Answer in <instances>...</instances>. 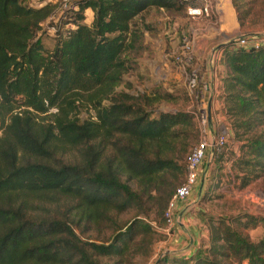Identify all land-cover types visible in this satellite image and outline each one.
I'll return each instance as SVG.
<instances>
[{
    "label": "trees",
    "instance_id": "trees-1",
    "mask_svg": "<svg viewBox=\"0 0 264 264\" xmlns=\"http://www.w3.org/2000/svg\"><path fill=\"white\" fill-rule=\"evenodd\" d=\"M27 1L0 0V264L147 260L155 232L147 216L157 214V226L164 227L174 192L168 177L177 178L176 171L183 179L175 183L183 182L189 151L180 160L198 131L190 112L151 116L144 106L148 97L116 87L131 68L125 52L135 49L142 33L130 27L131 20L150 7L179 5L176 0H75L55 15L53 3ZM243 2L231 0L240 26L247 12L239 7ZM88 9L89 25L83 21ZM49 16L54 43L45 49L38 33ZM216 55L222 67L216 73L220 109L240 141L235 165L245 186L264 175V43L255 48L228 41ZM82 105L90 106L93 119L76 117ZM71 150L76 161L60 159ZM220 154L212 157V171ZM206 176L199 198L214 189L204 185ZM129 208L137 209L138 217L111 228L106 239L76 233L78 227L82 232L111 226V213ZM197 214L203 221L202 211ZM209 220L206 244L198 242L187 256L163 253L152 264H264V215ZM257 225L261 236L250 241L242 230Z\"/></svg>",
    "mask_w": 264,
    "mask_h": 264
},
{
    "label": "rangeland",
    "instance_id": "rangeland-1",
    "mask_svg": "<svg viewBox=\"0 0 264 264\" xmlns=\"http://www.w3.org/2000/svg\"><path fill=\"white\" fill-rule=\"evenodd\" d=\"M28 1L27 4L34 5L30 0ZM214 3L215 5L208 15L195 19L187 17L181 6L170 10L150 7L135 16L130 22V27L142 29L141 37L135 44L134 50L125 52V56L130 59L131 68L122 75V80L116 90L125 91L133 96L148 97L150 100L146 101L144 106L150 111L151 116L158 111L181 109L190 112L194 118V114L200 107H206V92L203 90L201 98L196 100L187 92L185 75L181 71L183 64L180 58L182 41L185 40L191 44L190 57L184 68L185 72H194L197 77V89H201L204 84H209L214 80L219 86L216 73L218 74L220 71L222 73V67L220 64L216 65L213 53L217 54L218 48L222 44L238 35L250 33L264 38V0H244V4H239L240 9H247V12L244 15L243 25L240 26L236 20L233 27L226 25L227 5H230L235 13L231 0H214ZM58 11L56 9L55 15L58 14ZM91 19L92 11L88 9L83 21L89 25ZM48 21L43 22V29L38 33L45 49H50L54 43L51 30H48L51 21L49 23ZM143 25L147 28H143ZM210 75H212V81L208 80ZM154 90L156 92L152 94ZM163 93H168L170 98H162ZM218 93L214 98L213 122L215 124L222 122L221 124L227 128L229 136L219 151L221 158L217 163L218 168L212 171L215 164V162L212 163V158L208 162L204 159L199 167L200 169L208 166L204 185L213 184L214 189L207 196L201 198L193 192L185 204L187 218L184 220L178 217L179 224L173 223L169 228L163 227V225L157 226V223H161V217L159 218L152 212L148 214L147 220L155 229L152 235L151 255L147 260L134 257L128 263L123 264H152L157 256L168 251L178 255H189L196 249L198 242V244L207 243L208 228L211 222L209 219L232 217L242 213L264 215V175L249 181L245 186L240 185L241 181L237 175H243V172L238 171L235 165L240 154V141L231 134L220 109ZM103 102L106 103V101ZM50 111H54V109H50ZM75 115L80 120L93 119V110L90 106L82 105L78 107ZM194 120L198 131L197 139L189 142L187 150L180 160L181 163H183L186 153L190 151L188 149L196 145L203 135L208 137L207 125L202 129L197 125L195 118ZM60 159L76 161L77 152L75 150L66 152L60 156ZM174 172L177 178L173 179L172 176H169L168 181L174 183L173 188L175 189L180 186L175 182L183 179V174ZM130 186L135 187L132 183ZM198 187L199 182L195 184L196 190ZM145 205L148 206L147 203ZM49 209L52 210L51 207ZM58 210H60L58 207L55 208L57 214ZM198 210L202 211L203 221L197 214ZM137 211V209L129 208L118 214L111 213L115 222L111 226L103 225L100 230L83 228L82 232L78 227L76 233L80 234L82 239H106L111 233V228L127 223L134 216L138 217ZM191 230L194 231L193 235ZM242 232L248 236L250 241H256L261 236V227L259 225L248 227ZM187 237L194 240L190 250L189 246L184 248L188 242ZM101 262L102 264H112L111 261L105 259Z\"/></svg>",
    "mask_w": 264,
    "mask_h": 264
},
{
    "label": "built area",
    "instance_id": "built-area-1",
    "mask_svg": "<svg viewBox=\"0 0 264 264\" xmlns=\"http://www.w3.org/2000/svg\"><path fill=\"white\" fill-rule=\"evenodd\" d=\"M74 1L75 0H34L31 2L34 5H43L46 2H50L56 6V9H58L59 12H62L72 7L74 5ZM176 2L182 7L186 16L192 19L208 15L212 7L215 5L214 0H176ZM51 18H53V16H49L45 21H48ZM48 30H51L50 32L52 33L54 28L50 26L48 27ZM230 42L236 45H252L256 48L258 45L264 43V38L254 34H244L234 37L230 40ZM190 50V42L183 40L180 51V58L183 61L181 71L185 75L184 79L188 94L196 100L201 98V94L203 93V90L205 91L207 83L204 84L201 89H197V77L194 72H185L184 68L190 57ZM213 57L215 60L217 59V55H214V53ZM194 115L197 125L203 129L208 123L207 108L205 106L200 107ZM221 123L222 122H218V125L215 124L216 129L213 132L214 135L212 134L213 136L211 135L210 138H206V136L203 135L202 138L198 140L196 145H194L187 153L184 161V180L179 187L174 189L173 195L167 203V207L163 213L164 227L169 228L174 222L171 213L174 201L185 200L190 196L195 181L197 180L199 167L202 164V161L206 159L208 162V160L213 157L214 153H218L223 148L229 133L227 128ZM198 195L199 193H197V197Z\"/></svg>",
    "mask_w": 264,
    "mask_h": 264
},
{
    "label": "crops",
    "instance_id": "crops-1",
    "mask_svg": "<svg viewBox=\"0 0 264 264\" xmlns=\"http://www.w3.org/2000/svg\"><path fill=\"white\" fill-rule=\"evenodd\" d=\"M227 7H226L227 8V10H226V14H227L226 15L227 16L226 17L227 18L226 19V21H227L226 25H228L229 27H233L236 24L235 13L232 10V8L230 7V5L229 6L227 5ZM211 76L212 75H210V77L208 78L209 81H212L211 80ZM217 86H218V84L216 85V82L214 80V82H211V83L209 82V84L207 83V87L205 89V92H206V108L207 107L209 108V122L207 123L208 137L210 135H212L213 132L215 131V128H214L215 127L214 126L215 123L213 122V108H214V105H215L214 98H215L216 93L218 92ZM206 170H207V167L206 168L203 167V168L199 169L198 177H197V180L195 181V184H197V182H199V185H200V180L205 175ZM195 184L193 186V189H192L190 195H192L193 192H194V194L196 193L195 195H197V193L200 192L199 191V187L196 190ZM202 185H203V183H202ZM186 200H187V198L185 200H175L174 201L173 208H172V211H171L173 219H174V222H173L174 224H179L178 221H177L178 217H180L181 219H184V220L187 218L186 217L187 214H186V210H185ZM184 215H185V218H183ZM180 226H182V225L180 224ZM191 233L193 235L194 231L191 230ZM187 241L188 242L186 243L184 248L189 246V250H190L191 249L190 248L191 244L193 243L194 240H193V238H190V237L188 238L187 237ZM170 253H174L175 254V252H170Z\"/></svg>",
    "mask_w": 264,
    "mask_h": 264
},
{
    "label": "water",
    "instance_id": "water-1",
    "mask_svg": "<svg viewBox=\"0 0 264 264\" xmlns=\"http://www.w3.org/2000/svg\"><path fill=\"white\" fill-rule=\"evenodd\" d=\"M207 118H208V122H209V108L208 107H207ZM206 167H207V165L205 166V168ZM202 183H203V177L200 180L199 191L201 190Z\"/></svg>",
    "mask_w": 264,
    "mask_h": 264
}]
</instances>
